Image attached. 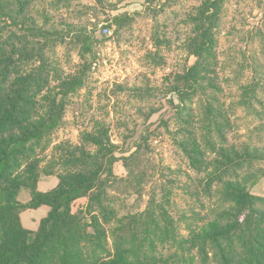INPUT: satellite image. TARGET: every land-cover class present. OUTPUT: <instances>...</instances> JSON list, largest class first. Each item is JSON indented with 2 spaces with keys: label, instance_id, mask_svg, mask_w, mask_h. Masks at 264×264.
Listing matches in <instances>:
<instances>
[{
  "label": "trees",
  "instance_id": "obj_1",
  "mask_svg": "<svg viewBox=\"0 0 264 264\" xmlns=\"http://www.w3.org/2000/svg\"><path fill=\"white\" fill-rule=\"evenodd\" d=\"M33 1L0 0V264H264V198L249 191L259 177L249 170L264 162V148L227 143L229 119L218 98L217 31L225 0H197L187 13L190 32L183 48L195 61L172 77L168 89L178 100L176 146L206 190L218 186L223 203L186 237L177 231L165 194L159 199L154 194L142 211L119 215L114 185L139 187L142 179L130 165L135 153L122 160L126 177L115 176L104 128L82 133L79 145H56V163L42 167L40 153L63 124L66 99L82 86L80 79L59 78L51 89V53L69 43L84 58L96 39L74 25L51 26L46 17L40 24L31 13ZM124 19L116 16L113 22ZM165 44L166 37L153 38L155 48ZM148 56L162 65L156 52ZM194 97L209 127L205 146L198 137ZM44 176H55L58 184L41 193L37 184ZM22 190L30 198L25 204L18 201ZM79 199L87 204L74 211ZM41 206L49 212L38 229H25L20 214ZM160 247L170 253L164 256Z\"/></svg>",
  "mask_w": 264,
  "mask_h": 264
},
{
  "label": "rangeland",
  "instance_id": "obj_2",
  "mask_svg": "<svg viewBox=\"0 0 264 264\" xmlns=\"http://www.w3.org/2000/svg\"><path fill=\"white\" fill-rule=\"evenodd\" d=\"M197 4V0H71L65 6L57 0H34L31 9L40 24L46 17L51 26L74 25L96 39L84 58L69 43L55 46L51 53L55 69L51 89L59 78L80 79L82 86L66 99L63 124L40 153L42 167L56 163V145H79L82 133L104 128L113 146L115 176L126 177L122 160L135 153L130 165L142 179L139 187L114 185L119 215L142 211L154 194L156 199L165 194L167 209L183 237L223 207L218 186L205 189L206 183L188 167L174 140L178 100L168 89L172 77L195 61L183 43L190 32L186 15ZM121 15L125 19L116 25L113 19ZM157 35L169 44L155 48ZM153 52L161 66L149 58ZM216 54L218 98L230 126L227 143L264 148V0L224 1ZM191 105L205 146L209 127L202 103L194 97ZM249 172L259 176L250 193L264 198V162L255 163ZM27 194L22 190L18 201L27 199ZM86 201L79 200L75 206L85 207ZM159 252L166 256L170 249L160 247Z\"/></svg>",
  "mask_w": 264,
  "mask_h": 264
},
{
  "label": "crops",
  "instance_id": "obj_3",
  "mask_svg": "<svg viewBox=\"0 0 264 264\" xmlns=\"http://www.w3.org/2000/svg\"><path fill=\"white\" fill-rule=\"evenodd\" d=\"M57 184H58V180L55 176H44L39 180L37 184V190L41 193H45V192H48L54 189L57 186ZM29 199H30L29 195L27 194V199H25L21 203L25 204L29 201ZM79 200H82V199H79ZM79 200H77L75 203H77ZM75 203L73 205L74 211H76L77 209L84 208L81 206L76 207ZM48 212H49V208L47 206H41L33 210H25L20 214L21 224L25 229L35 232L39 227L40 221L44 217H46Z\"/></svg>",
  "mask_w": 264,
  "mask_h": 264
},
{
  "label": "built area",
  "instance_id": "obj_4",
  "mask_svg": "<svg viewBox=\"0 0 264 264\" xmlns=\"http://www.w3.org/2000/svg\"><path fill=\"white\" fill-rule=\"evenodd\" d=\"M104 33H108L109 31H108V29H104V31H103Z\"/></svg>",
  "mask_w": 264,
  "mask_h": 264
}]
</instances>
